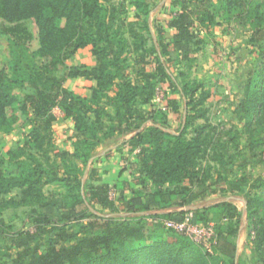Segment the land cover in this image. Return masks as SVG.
<instances>
[{"label": "trees", "instance_id": "1", "mask_svg": "<svg viewBox=\"0 0 264 264\" xmlns=\"http://www.w3.org/2000/svg\"><path fill=\"white\" fill-rule=\"evenodd\" d=\"M219 2H227L229 7L244 4V0ZM131 3L139 11L137 19L150 13L146 0H131ZM216 3L217 0L174 1L181 8L169 23L175 30L171 43L182 59H187L193 51L195 23L212 22L215 17L212 7ZM119 18L116 8L106 13L103 0H0V19L11 23L34 21L40 44L37 55L49 59L26 81L15 82L5 69L0 70V132L11 133L15 129V112L20 104L22 111L30 106L34 117V127L26 134L23 144L12 146L6 155L0 154V251L4 250L2 243L8 238L10 246L19 249L10 258V264H237V246L227 235L237 231L241 218L246 215L253 219L257 230L255 250L264 262V214L260 216L264 198L248 195L245 212L228 199L214 204L215 208L225 211L223 220L230 222L227 232H219L215 223L217 241L211 251L164 226L166 219L184 220L188 207H192L194 223L213 222L206 218L205 210L193 206L192 202L216 193L213 187L226 180L227 169L235 163L233 149H238L240 142L232 132L216 138L209 124L195 127L197 120L206 119L202 105L207 97L204 92L198 96L199 86L184 83L178 89L187 107L191 105L192 109L185 111L177 131L171 132L154 118L143 116V105L151 103L155 96L152 79L158 73L167 76L164 55L169 52L168 46L155 38L148 22L128 25L130 43L123 31L125 21ZM251 24L252 40L262 43L258 42L261 63L257 81L239 104V113L247 120L249 129L252 122L264 124V13L259 4L254 7ZM141 30L151 36L150 48ZM131 45L134 52L141 53L143 63L147 62L149 51L157 52L156 71L142 70L144 83L130 79L122 65V58ZM88 47L98 58L97 64L70 66L61 78L54 75L59 66H65L68 59ZM78 77L93 82L89 96L63 86L68 78ZM26 83L34 91L22 102L17 88ZM106 98L114 106V114L109 112L108 103L103 102ZM170 103L178 112L177 102ZM55 107L73 122L75 136L71 139V151L59 150L54 141ZM136 114H140L141 122L126 142L131 151L139 149L140 170L152 190L145 194L136 191L127 209V218L95 216L80 176L61 177L58 167L51 163L52 158L74 156L88 163L96 156L94 150L103 140L97 133L102 129L103 117L118 120L122 125L131 123ZM129 128L126 125L122 130L129 131ZM57 181L66 184V192L63 198L55 200L46 193L45 187ZM97 193L94 191L92 197ZM22 207L28 209L25 221L34 225L33 230L16 229L3 218L5 210ZM56 207L62 210L59 215ZM83 219L87 220L83 226L85 234L75 244L57 247L50 241L43 250L30 246L41 226L51 224L52 229H57L59 225L64 227L67 222ZM159 229L165 230L160 237Z\"/></svg>", "mask_w": 264, "mask_h": 264}, {"label": "rangeland", "instance_id": "2", "mask_svg": "<svg viewBox=\"0 0 264 264\" xmlns=\"http://www.w3.org/2000/svg\"><path fill=\"white\" fill-rule=\"evenodd\" d=\"M146 1L150 13L142 15V19H137L139 11L131 0H103V4L107 14L116 8L119 19L125 21L123 31L130 43L132 39L129 36L128 25L134 22L139 24L148 22L155 38L162 40L168 46L169 52L164 55L167 76L163 77L158 73L157 77L152 79L155 96L151 103L143 105V116L154 118L171 132L177 131L185 111L192 109L191 105L187 107L178 92L179 87L187 83L190 86H199L198 96L204 92L207 97L202 105L206 119L197 120L195 127L209 124L210 129L214 128L213 135H216V138L225 137L228 132L238 136L240 146L238 149H233L235 163L227 169L226 180L213 187L217 190L216 193L192 202L193 206L205 210L206 213L204 211L203 213L206 214V218L217 224L219 232H227L230 221L223 220L225 211L215 208L214 204L222 199H228L245 212L248 195L252 198H264V124L252 122L249 129L247 120L239 113V104L256 83L260 68L259 44L262 42L258 41L260 42L258 44L252 40L254 30L251 18L254 16V7L258 4L264 13V0H244V4H234L232 7H229L227 2L217 0L212 7L214 20L195 23L193 51L187 59H182L179 52L174 49L171 41L175 30L169 27L170 21L179 12L181 6L174 5L175 0ZM14 27L17 29L13 30ZM141 32L148 40L147 48H150L151 36L146 30ZM39 47L38 28L33 20L11 23L0 19V70L5 69L15 82L28 80L31 73L41 69L44 62L49 60L37 55ZM140 54L134 52L131 45L122 58V65L130 79L144 83L146 80L142 70L156 71L157 52L149 51L146 63L140 61ZM77 55L78 59H75ZM80 62L89 63L90 66L98 63V58L92 53L91 47L79 50L66 61L65 66H59L60 70L54 75L61 78L66 68L79 65ZM49 82L51 84L52 81ZM86 83L88 82L78 77L68 78L62 84L65 88L74 91L76 88H90ZM50 84L47 85L48 89L51 88ZM33 91L31 85L27 83L17 88L22 102ZM113 94L114 92L111 91L110 96ZM171 100L177 102L178 112L170 103ZM103 102L108 103L109 112L114 114L115 108L108 99H104ZM21 107V104L18 105L19 109L15 112L17 116L15 129L11 133L0 132V154L6 155L12 146L23 144L26 132L34 127L32 108L28 106L22 111ZM54 114L56 116L52 128L54 141H58L59 144L66 140L70 141L75 136L72 121L65 118L63 111L58 107L54 108ZM140 122V114H136L131 123L122 125L118 120L103 117L102 129L97 132L103 140L94 150L96 156L88 163L74 156L52 158L51 163L58 167L61 177L80 176L84 182L87 198L95 209L93 212L95 216L105 219L114 217L115 220L127 218L126 212L131 199L137 194L136 191L140 190L145 194L152 190L149 180L140 170L138 149L131 151L126 142ZM126 125H130L129 131L122 130ZM112 126L116 129L114 130ZM192 132L193 128L190 130V133ZM143 181L145 183H141ZM45 191L48 195H52L53 199H61L66 192V184L57 181L46 186ZM94 191L98 193L97 196L92 197ZM26 212L28 209L23 207L8 209L3 212V218L16 229L33 230L34 225L25 221ZM55 212L59 215L62 210L56 207ZM263 214L264 209L260 210V216ZM201 218L203 220L204 216ZM86 222V219L71 221L64 227L59 225L57 229H52L51 224L43 225L30 246L33 249L43 250L50 241L57 247L71 246L84 236L83 226ZM236 230L227 235L237 246L236 263L264 264L255 250L254 240L257 230L253 219L243 216ZM164 232V229H159L158 237ZM10 245L11 241L8 238L2 243L4 250L0 251V264H10V258L19 252V249Z\"/></svg>", "mask_w": 264, "mask_h": 264}, {"label": "built area", "instance_id": "3", "mask_svg": "<svg viewBox=\"0 0 264 264\" xmlns=\"http://www.w3.org/2000/svg\"><path fill=\"white\" fill-rule=\"evenodd\" d=\"M139 151V149H138ZM187 213L184 220H163L164 226L176 231L179 234L190 237L194 242L204 246L208 250H212L213 245L217 241L216 227L214 222L209 224L194 223V214L192 207L186 208Z\"/></svg>", "mask_w": 264, "mask_h": 264}, {"label": "crops", "instance_id": "4", "mask_svg": "<svg viewBox=\"0 0 264 264\" xmlns=\"http://www.w3.org/2000/svg\"><path fill=\"white\" fill-rule=\"evenodd\" d=\"M77 57H78V55L75 57V59H78ZM81 63L82 62H80L78 64H81ZM84 64L90 65L89 63H86V62H84ZM82 79H83V81H85V82L87 81L88 82V83H86V85L87 86L89 85V87L93 84V82H90V81H88V80H86L84 78H82ZM74 91L76 93L80 94V95H83V96H89L90 95V90H89L88 87L82 88V89L76 88ZM63 116L65 118H67L64 113H63ZM67 119L68 120H71L69 118H67ZM72 125H73V122H72ZM26 133H28V132H26ZM55 142H56L57 148L59 147L58 148L59 150H67V151H71L72 150V141L71 140L70 141L69 140H66L64 142H61L60 144H59L58 141H55ZM20 145H22V144L20 143Z\"/></svg>", "mask_w": 264, "mask_h": 264}]
</instances>
